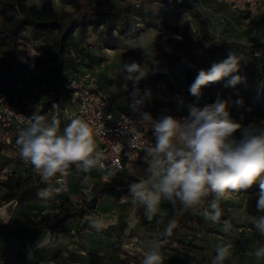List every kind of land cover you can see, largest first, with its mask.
Listing matches in <instances>:
<instances>
[{"label": "trees", "instance_id": "1", "mask_svg": "<svg viewBox=\"0 0 264 264\" xmlns=\"http://www.w3.org/2000/svg\"><path fill=\"white\" fill-rule=\"evenodd\" d=\"M175 1L66 0L68 3L76 4L77 9L75 11H59L53 0H41L39 5L30 3V0H0V96L11 94L14 78L23 67L26 47L29 44H36L40 50V55L35 58L36 65L41 68L43 77L50 81L51 86L44 92H37L36 100L43 99V109L37 114L33 110L28 112L33 118L43 116L46 120L51 121L53 119V101L63 104L67 92L64 88V78L71 73L73 68L72 59L68 55L70 46L76 49L85 64V43L91 30L102 28L107 33L117 30L121 35L131 39L138 37L145 28H161V30H173L184 37L191 47L163 50L161 52L162 66L155 69L145 81L123 90L120 96L131 94L142 87L145 90V96L147 92H150V96H146L147 100H144L143 97L140 99L144 100L147 110L151 112L149 107H159L167 88L174 86L175 82L185 84L187 95L192 96L189 87L198 72L201 69L209 70L214 63L223 61L229 53L235 52L242 59L239 63V71L232 75L241 76L243 78L241 83L235 87L228 86L231 76L226 77L219 82L203 87L201 97L203 100H207L205 105L212 104L215 102L212 98V91L215 87H223L222 96L224 99L225 93L230 92L243 107L242 125L246 127L249 124L264 121V42L251 46L236 41L216 40L196 5L181 3L178 0L176 3ZM216 5L224 7L222 3H216ZM188 16L193 22L195 21L197 27H200L196 33H192L188 27ZM75 34H78L77 37ZM38 41L40 43H37ZM255 53H259V55L256 56ZM111 104L108 109H111ZM239 136L238 132L237 138ZM4 148L5 146L0 142V153ZM0 161L3 162V160ZM136 168L139 171L136 176L132 177L133 180L139 182L147 179L148 165L145 162H139ZM81 174L78 172L74 176L80 180ZM91 176L93 180L87 184V187H90V196L83 194L79 200L82 203L81 206L79 202H73L67 194L57 192L60 203L52 205L54 209L53 221H48L47 218L39 222L36 221L40 210L37 192L50 185L43 183L39 176L31 173L26 176L15 171L6 181L0 183L6 189L1 197L2 201L16 202L20 214L24 218L47 226L52 233L51 262L47 264H67V261L73 262V264L77 262L102 264L105 261V256L93 252L90 248H88L87 256L79 251H65L61 239L71 230V221L97 211V204L105 195H111L116 199L133 198L129 194V187H124L123 182L108 186L109 183L100 179L99 172ZM259 191V183H256L246 191L241 190L233 194L251 195ZM214 195L215 193H210L207 197L202 198L201 203L189 208H184L179 204L175 209L163 210L164 215L161 218L167 223L163 227L162 233L154 241L160 242L159 252L166 260H174V256L184 249H201L199 243L202 238L199 239L195 236L197 229H202L204 233L221 234L223 232L218 228V224L212 225L202 213L204 208H209L210 203L214 200ZM254 209L260 213L257 207ZM144 210V207L138 204L139 214H143ZM170 221L174 222L175 227L169 235L166 229ZM248 227L250 226L237 228L242 230L238 232L240 237L235 241L236 244L243 245L244 243L247 246L254 242V238L248 236L255 234L254 231L245 235ZM15 253L17 256V252ZM228 260L230 259L227 258L224 264H231L228 263ZM119 261L123 264H141L140 259L132 255H127L126 259Z\"/></svg>", "mask_w": 264, "mask_h": 264}, {"label": "clouds", "instance_id": "2", "mask_svg": "<svg viewBox=\"0 0 264 264\" xmlns=\"http://www.w3.org/2000/svg\"><path fill=\"white\" fill-rule=\"evenodd\" d=\"M241 59L231 52L209 70L201 69L189 87L190 94L199 98L203 87L230 76L228 86L241 83V76L232 75L239 71ZM122 74L125 82L138 85L148 73L140 63L133 61L123 65ZM146 96H150V92ZM142 123L150 128L154 138V144L143 149L149 175L145 180L130 183L129 194L144 207L148 221L164 201L173 207L179 202L189 208L210 193L222 198L226 192L246 191L256 183L260 189L256 207L264 212V121L245 127L230 116L228 102L218 98L203 108L189 105L188 115L182 119L169 115L153 120L150 114L144 113ZM16 145L21 159L33 167L43 183L57 174L69 175L73 167L83 173L102 171L106 167L104 153L97 150L92 128L79 118L72 119L61 132L55 119L48 121L43 116H35L18 132ZM108 175L114 173L109 171ZM58 191L49 185L40 189L37 197L46 201ZM221 214L216 199L204 215L206 220L216 223ZM252 223L256 232L264 237V215L252 217ZM90 227L99 232L103 225L93 219ZM174 227V222L170 221L167 234L170 235ZM231 228V221L224 220L222 231L227 233ZM160 247V242L154 241L141 264H162ZM230 247L217 245L212 264H224L230 256ZM253 255L257 259L264 258V246L257 248Z\"/></svg>", "mask_w": 264, "mask_h": 264}, {"label": "built area", "instance_id": "3", "mask_svg": "<svg viewBox=\"0 0 264 264\" xmlns=\"http://www.w3.org/2000/svg\"><path fill=\"white\" fill-rule=\"evenodd\" d=\"M217 1L233 10L240 8V5L244 3L243 0ZM248 1L256 3L260 0ZM187 21L191 32L196 33L197 27L190 16H188ZM38 55H40V50L36 44H29L26 47L23 67L14 78L15 82L11 94L0 96V142L5 146L0 153V157L1 159L2 156L7 157L10 161L9 164L0 166V183L6 181L15 172V164H20L19 172L22 175L27 176L30 173L37 175L33 167L19 156L16 139L18 132L33 118L28 111L33 110L35 113L37 110L39 112L43 109V99L36 100L37 92H44L51 86L50 81L43 77L41 68L36 65L35 58ZM68 55L72 59L73 68L71 73L64 78V88L67 91L64 96V103L60 104L58 101L52 103L53 119L58 121L61 132L72 119H83L90 125L94 133L97 150L102 151L105 156L106 167L104 170L99 171V177L105 183L118 180L123 173L132 171L134 167H137L139 162H145L143 149L152 145L154 138L150 128L142 123L144 113L150 114L153 120H159L163 116L169 115L182 119L188 115L189 105L195 104L201 108L205 106L201 97L188 96L187 86L182 84L179 89L171 93V98L176 102L185 101L186 107L183 110L176 108L169 115L151 113L147 110L144 100L138 98L130 104L128 112L119 111L115 113L114 111H108L111 95L99 86L100 68L86 66L73 46H70ZM255 55L258 56L259 53H255ZM141 100H143V103H137ZM225 101L228 102L230 116L240 122V119L244 117V109L240 106L239 101L230 92L225 93ZM109 171L113 172L114 175L109 176ZM74 172L76 170L73 167L69 175L60 176L57 174L47 184L58 189V193L68 194L70 191V178ZM234 196L237 200L240 199L239 195ZM126 201L127 199L124 197L119 199L120 203ZM77 202L80 206L82 205L81 201ZM13 203L17 204L16 202ZM38 203L40 204V210L36 221L39 222L45 218L48 221H53L54 209L52 205L60 203L59 195L56 193L46 201L39 199ZM231 209V206L227 207L228 212H231ZM208 210L209 208H204L202 212L204 217L205 212ZM91 215L97 217L95 213H91ZM163 215L164 211L160 205L152 220L163 217ZM207 221L212 225H216L222 220L220 219L216 223L210 220ZM239 230L242 229L239 228ZM247 230L252 231L250 227ZM204 234L202 229L195 231V236L199 239L203 238ZM130 243L135 245L142 243L141 236L137 234L130 237ZM72 246H75L81 254L87 256L88 247ZM15 257L16 253L14 251H0V262ZM76 264H87V262H77Z\"/></svg>", "mask_w": 264, "mask_h": 264}, {"label": "rangeland", "instance_id": "4", "mask_svg": "<svg viewBox=\"0 0 264 264\" xmlns=\"http://www.w3.org/2000/svg\"><path fill=\"white\" fill-rule=\"evenodd\" d=\"M133 2H138L140 0H130ZM177 1V0H176ZM175 1V2H176ZM181 3H189L194 4L196 7H198L199 11L203 14L204 19L211 31L212 36L216 40L220 41H229V42H241L245 45H256L260 42H264V0H260L256 3H253L248 0H243L244 3L240 5V8L238 9H231L230 7H220L217 6L216 3H219L217 0H178ZM41 0H30V3H36L40 4ZM55 7L59 11H75L77 9V5L74 3H68L66 0H53ZM177 3V2H176ZM196 26L195 21L193 22ZM145 27V26H143ZM197 27V26H196ZM200 27H197V30ZM117 32V30H115ZM77 33V32H76ZM91 34V38L89 37ZM30 35V33H29ZM76 37L78 34H75ZM98 38V32L90 31L88 37L86 38V47H89L88 42L94 39ZM37 43H40L38 41ZM184 47H191V45L185 40L184 37L178 35L173 30H161V28H145L143 32L136 38V40L133 42V45H131V48L128 46L122 47L121 54L112 51H104L101 49L102 52V59L98 61V63L104 62L103 68H100L101 66L95 65L100 68L99 71L102 69V73L106 71L107 75L111 78H113L116 82L112 83L113 85L118 86L122 90L129 89V87L134 86V84L131 81L125 82L122 74L123 65L125 63H131L133 61L140 63L143 66V70L148 73L145 78H143L140 82L145 81L150 74L154 72L155 69L159 68L163 64V58L161 56V52L165 49H180ZM100 52V51H99ZM92 66V67H95ZM105 68V69H104ZM173 80V79H172ZM139 82V83H140ZM127 83V87L125 88L124 85ZM182 85L181 82H175L174 86L167 88L166 92L169 94L170 92H173L180 88ZM223 87H215L212 91V98L214 101H216L218 98L225 100L222 96L223 93ZM139 94H141V97H143L144 100H147L145 96V90L140 87ZM201 97V95H200ZM169 98V97H168ZM203 100V97H201ZM166 99V98H165ZM164 99V100H165ZM161 102V105L159 107L150 106L149 110L155 114H162V115H169L170 109L168 106L163 105ZM204 103H207V100H203ZM183 110L184 108H180ZM36 114L39 113L38 110L35 112ZM242 122V119H240V122ZM259 124V123H257ZM237 136V134H236ZM4 162L0 161V165L9 164V159L2 158ZM0 158V160H2ZM11 164V163H10ZM137 169L136 167L133 168L132 171L123 173L118 180L113 181L108 186L118 185L120 182L124 183V187H129V184L132 183L133 176H136ZM79 183L83 182L82 185L85 186L88 184V182H91L92 176L89 174H81ZM90 193V192H89ZM247 195H240V199L237 200L233 193L226 192L225 195L222 198H218L216 194L214 195V200L218 199V203L221 208V220L223 221L224 218L229 219L232 223V228L229 232L225 233L224 231L218 236L214 233H205L204 237L201 239V243L199 245L202 247L201 249L197 250H191V249H184L181 253H178L175 255V259L168 261L165 259L164 256L162 257V264H212V258L216 255V247L219 244H228L230 245L232 241H228L233 236L230 235L234 231L239 232L240 230L237 229L239 226H246L244 223H240L238 218L242 221L244 219L246 221V218H243L244 216L249 217V221L247 226H250L252 231H254L255 234H257V238H254L255 248H259L262 246V237L256 232L254 225L252 223V217L257 216L256 210L252 208L251 206V200L247 199ZM244 197V199H243ZM103 203L106 206H110V211H113L112 214L118 215V221L120 222V218L122 217L124 220H121L123 223L127 224L128 226L132 225L131 228L124 227L127 230L123 228V237L124 241L126 243L130 242V237L137 235L139 230L136 231L135 229V218L138 217V203L134 200V198L127 199L126 202L120 203L119 199H116L115 197L111 195H105L102 199ZM258 201V199H257ZM201 203V202H200ZM161 207H163V210H169V209H175L179 202H177L176 206L173 207L169 202L164 201L161 203ZM201 206V204H199ZM198 205V206H199ZM231 206V212H228L227 207ZM100 207V206H99ZM97 214V217L95 215H91L93 219H101V215L99 214V210L93 212ZM91 214V213H89ZM144 215V214H142ZM115 216V215H114ZM234 220V221H233ZM236 220V222H235ZM243 220V221H244ZM220 221L218 223V228L222 230L223 222ZM72 222V221H71ZM245 222V223H247ZM8 223V225H7ZM167 221L162 219L161 217L156 220L148 221L146 219L147 225L144 228V231L142 230V234L139 232L138 235L142 238V243L139 245H142L140 254L142 261L144 255L152 248L153 242L158 237L161 232V229L163 230V227L166 226ZM7 226H9V222H6L5 219L0 220V227L3 228V231H6ZM156 226L159 228L156 230ZM246 226V227H247ZM161 228V229H160ZM252 231H246L252 232ZM88 237L94 239L96 236L94 235H88ZM247 238V236H246ZM244 244V243H243ZM68 246V245H66ZM136 246V245H135ZM134 246V247H135ZM243 246V245H241ZM240 247V244L239 246ZM241 248V247H240ZM237 248L230 247V256L228 257L230 260H228V263H234V264H257L255 263L254 257H252L251 254L245 253L242 254L240 250L235 252ZM120 254H111L107 258L109 262L112 264H123L119 260L120 259H126L127 255H129L127 252L121 251ZM123 255L122 257L120 255ZM118 255V258L116 257ZM245 256V257H244ZM106 258V257H105ZM128 259V258H127ZM237 260V262L235 261ZM1 264L4 262H0ZM110 263V264H111ZM104 264V261L102 262Z\"/></svg>", "mask_w": 264, "mask_h": 264}, {"label": "crops", "instance_id": "5", "mask_svg": "<svg viewBox=\"0 0 264 264\" xmlns=\"http://www.w3.org/2000/svg\"><path fill=\"white\" fill-rule=\"evenodd\" d=\"M92 31L98 32V38L92 41L90 40L88 42V45L90 46L85 48L86 55H84V61H85V65L88 67H92L100 64L99 65L101 66L100 68H103L104 62L98 63V61L102 59L101 49H103L102 50L103 54L105 50L112 52L116 51L117 53L121 54L122 52L120 49L125 46L131 48V45H133V42L137 38L134 37L128 39L127 37L121 35L116 31H113L112 33H107L102 28H98ZM89 37L91 38V34ZM99 48L101 49L99 50ZM107 73L106 71L102 73V69L101 71H99V86L103 91L111 95V101L113 99V103L111 104L110 102L111 109H108V111H112V112L114 111L115 113L119 111L128 112L130 110V104L134 102L136 99L142 98L141 94H139L138 92L139 90L133 91L131 92V94L120 96L123 90L120 89L118 86L112 84L115 83L116 81L113 78L109 77ZM171 93L172 92L168 94L166 92L165 95L162 97L161 102L164 101L162 103V106L163 105L168 106L170 109V113L176 110V108L178 109L182 107L185 108L186 107L185 101H179V102L174 101L171 98ZM2 158L5 157L2 156ZM14 167H15V171H19V169L21 168L20 164H15ZM97 172L99 171L91 170L89 173H83V172H79V173L89 174L91 176ZM76 173H78V171H76ZM76 173L74 172L70 178V191L67 194L73 202L79 201L84 193L87 194L88 197L90 196L89 193L90 187H87V184L83 186L81 183H79L78 182L79 180L76 178V176H74V174L76 175ZM91 180L93 179L91 178ZM5 191L6 189L0 185V220L5 219L6 222H9V226H7L6 231H3V228L0 227V251H10V252L14 251L17 252V256L14 259L6 260L2 264L50 263L51 262L50 252L52 251V248H50V245L52 244V238H51L52 233L47 228V226L37 224L36 222L24 218V216L20 214L18 206L15 205L13 202L2 201L1 197L4 195ZM258 198H259V192L246 196V200L247 199L251 200L252 208L256 207ZM102 199L98 202L96 207V210L98 209L99 214L101 215V219H99V221L103 225L102 230L97 232L96 230L90 227V221L93 220L91 214H86L81 219L73 220L70 223L71 230L64 236V238H61L62 243L65 246V251L68 250L69 252L70 251L77 252L79 250L75 248V246L73 247L72 245H78V247L81 248L88 247L93 252L106 257L104 264L111 263L107 258L109 255L120 254L119 252L121 251L127 252L129 255L136 256L138 257V259H141L140 254L142 253L140 252L142 245L137 244L135 246V244H131L130 242L126 243L124 241V238L126 237H123L122 233L127 230L124 227H127L128 225L121 221L124 220L122 217L120 218V222H119L118 215L114 214L115 215L114 216L112 214L114 210L110 211V206L109 207L106 206L103 203ZM262 215H264V212H260V214H257V217ZM243 218H246V221L244 219H242L241 221L240 218H238L239 222L244 223V225L245 224L248 225L247 220L249 221L248 219L249 217L244 216ZM146 219H147L146 216L142 214H138V217L135 218L134 221L135 229L136 231L139 230L141 234H142V230L144 231V228L147 225L149 226V224H146ZM128 227L131 228L132 225ZM123 228L125 229L124 231ZM158 229L159 228L156 226V230ZM162 231L163 230L161 229V232L159 234H161ZM139 232L137 234H139ZM94 234L96 236L94 239L88 237V235H94ZM247 234L248 233L246 232L245 235ZM217 235L221 237L220 234ZM230 235H232L233 236L232 238L234 239L229 238L228 241H232V243L230 244L232 248H237L235 252L237 251L240 252V250H242L241 251L242 254L245 255V253H249L252 255V257H254V260L257 259L253 255V253L256 250L255 248L256 245H254V243L257 240L254 239V242L251 245L249 244L247 246L245 244L241 246L242 244H240L241 247L240 248L238 247L239 244H236L235 242L237 241V239H239L240 234L234 231ZM248 236L251 238H257V234H252ZM262 240H263L262 246H264V237H262ZM123 255L121 254L120 256L122 257ZM116 257L118 258V255H116ZM235 261L237 262V260ZM255 263L264 264V258L255 260ZM67 264H73V262L67 261Z\"/></svg>", "mask_w": 264, "mask_h": 264}]
</instances>
